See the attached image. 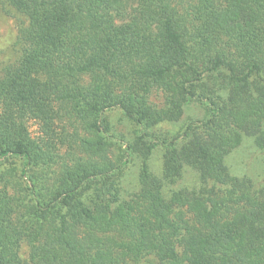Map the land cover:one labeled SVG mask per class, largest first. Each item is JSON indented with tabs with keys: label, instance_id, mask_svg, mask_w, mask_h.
Returning <instances> with one entry per match:
<instances>
[{
	"label": "trees",
	"instance_id": "trees-1",
	"mask_svg": "<svg viewBox=\"0 0 264 264\" xmlns=\"http://www.w3.org/2000/svg\"><path fill=\"white\" fill-rule=\"evenodd\" d=\"M0 1L24 18L0 70V264L25 240L30 264H264V178L229 163L248 138L264 167V0ZM191 103L202 121L159 131Z\"/></svg>",
	"mask_w": 264,
	"mask_h": 264
},
{
	"label": "rangeland",
	"instance_id": "rangeland-1",
	"mask_svg": "<svg viewBox=\"0 0 264 264\" xmlns=\"http://www.w3.org/2000/svg\"><path fill=\"white\" fill-rule=\"evenodd\" d=\"M23 20L24 18L19 13L0 1V70L15 64L19 59L18 30ZM151 101L156 107L162 108L164 105L163 93L154 91ZM204 118L205 110L200 105L191 103L186 107L178 122L164 124L159 131L169 134V136H178L190 122L202 121ZM109 119L118 135L126 141L133 140L135 126L123 115L121 110L110 112ZM31 131L33 135H36L37 127L32 125ZM120 150L117 146L113 154L115 160L119 152L121 153ZM163 153L164 150L162 148H157L150 159V164L157 173L161 171ZM71 158L72 155L68 150L62 151L60 164L70 163ZM229 163L234 167L236 175H244L245 173L256 184L262 183L264 178L262 154L254 147L250 139L247 138L244 141V144L231 156ZM6 168H9V165L4 167V169ZM139 173L140 162L133 156L132 162L125 168L123 176V186L129 193H134L137 190ZM188 180L191 181L192 177L188 176ZM30 250V243L26 240L23 241L20 246L19 255L24 264H30ZM139 264H160V262L153 254H148L143 257Z\"/></svg>",
	"mask_w": 264,
	"mask_h": 264
}]
</instances>
